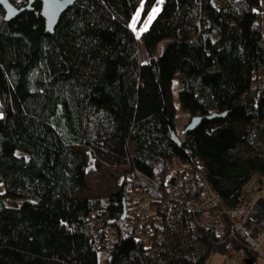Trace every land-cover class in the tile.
<instances>
[{
    "label": "trees",
    "instance_id": "obj_1",
    "mask_svg": "<svg viewBox=\"0 0 264 264\" xmlns=\"http://www.w3.org/2000/svg\"><path fill=\"white\" fill-rule=\"evenodd\" d=\"M157 2L76 0L51 35L38 2L8 21L0 7V264H98L104 250L106 264H208L220 250L165 186L188 164V196L200 173L233 208L264 176L263 3L163 0L137 33ZM80 148L95 174L123 171L113 194L84 196Z\"/></svg>",
    "mask_w": 264,
    "mask_h": 264
},
{
    "label": "built area",
    "instance_id": "obj_2",
    "mask_svg": "<svg viewBox=\"0 0 264 264\" xmlns=\"http://www.w3.org/2000/svg\"><path fill=\"white\" fill-rule=\"evenodd\" d=\"M175 179L167 183L168 196L181 201L185 209L193 214L198 225L211 232L217 239L220 250L212 253L208 264L217 258L220 264H244L249 254L259 258L264 264V176L255 174L243 186L239 203L233 208L222 205L215 193L200 173H193L199 185L195 196H188L182 184L180 173L188 171V164L173 162ZM137 202L144 213L151 212L146 193L139 191Z\"/></svg>",
    "mask_w": 264,
    "mask_h": 264
},
{
    "label": "rangeland",
    "instance_id": "obj_3",
    "mask_svg": "<svg viewBox=\"0 0 264 264\" xmlns=\"http://www.w3.org/2000/svg\"><path fill=\"white\" fill-rule=\"evenodd\" d=\"M261 1L263 3L262 11H263V26H264V0H261ZM161 4L162 3H160L158 0L157 5H155L153 8H157L159 10L161 7ZM152 9L149 15H152ZM149 15L145 19V24L142 26V28L139 30H135L137 33L142 32L147 27L148 23L150 22ZM140 59L142 63H146L148 61L147 55L145 54L143 50L140 53ZM178 90H179V86L176 83L173 84L172 102H173L174 110H175L174 125H175L176 131L180 133L188 119L180 107V103L178 100ZM80 150L85 155V158L87 161V168H88V174L86 177L87 189L84 192V196L86 197H106V196L113 194L116 190V183L121 181L122 179L123 171H120V170L115 171L114 169L108 170L107 168L102 166L100 169V173L95 174L94 173L96 169L95 160L93 159V157L91 156L88 150H86L85 148H80ZM263 248H264V243L261 249ZM106 258H107V251L106 250L101 251L98 255V264H106ZM254 262L255 264H262V261L259 258L255 259ZM212 264H220V259L219 258L215 259Z\"/></svg>",
    "mask_w": 264,
    "mask_h": 264
},
{
    "label": "water",
    "instance_id": "obj_4",
    "mask_svg": "<svg viewBox=\"0 0 264 264\" xmlns=\"http://www.w3.org/2000/svg\"><path fill=\"white\" fill-rule=\"evenodd\" d=\"M27 3L22 8L14 7L9 0H4L3 3H0V7L4 11V19L12 20L18 16L23 11H30L34 3L38 2L40 4V17L45 22V33L48 35L53 34L54 28L57 25L61 15L70 7L73 6L76 0H26ZM208 118V117H205ZM202 120L201 117L192 118L184 129V133H188L193 130L199 122ZM168 127V132L170 135L171 141L179 146V139L174 133L170 125ZM244 264H255L250 260H245Z\"/></svg>",
    "mask_w": 264,
    "mask_h": 264
},
{
    "label": "snow or ice",
    "instance_id": "obj_5",
    "mask_svg": "<svg viewBox=\"0 0 264 264\" xmlns=\"http://www.w3.org/2000/svg\"><path fill=\"white\" fill-rule=\"evenodd\" d=\"M3 2H4V0H0V3H3ZM159 2L162 3L163 0H159ZM157 11H158L157 8H153V9H152V15H149V21H151V19H153L154 14H155ZM137 15H139V13H137ZM0 118H2V117H0Z\"/></svg>",
    "mask_w": 264,
    "mask_h": 264
}]
</instances>
